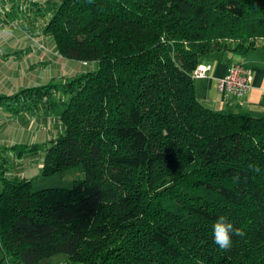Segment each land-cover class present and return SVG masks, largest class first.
<instances>
[{"label":"trees","instance_id":"obj_1","mask_svg":"<svg viewBox=\"0 0 264 264\" xmlns=\"http://www.w3.org/2000/svg\"><path fill=\"white\" fill-rule=\"evenodd\" d=\"M44 33L62 57L96 65L59 84L64 133L33 145L42 176L81 166L84 177L33 190L2 173L9 264L59 252L81 264H264V117L212 110L192 75L203 55L264 47V0H61ZM50 94L0 100L23 110ZM222 215L244 233L229 250L213 239Z\"/></svg>","mask_w":264,"mask_h":264},{"label":"crops","instance_id":"obj_2","mask_svg":"<svg viewBox=\"0 0 264 264\" xmlns=\"http://www.w3.org/2000/svg\"><path fill=\"white\" fill-rule=\"evenodd\" d=\"M60 1L0 0V96L37 86H49L51 91L50 100L30 103V108L23 110L20 107L27 102L24 99L0 100V145L29 146L39 139L42 145L56 138L51 137L55 130L50 131L43 118L56 122L58 108L53 105L59 97V84L86 72L84 67L90 63L62 57L54 39L44 33L52 6ZM233 63L251 69L248 90L240 99L219 89L220 79ZM198 66L209 67L203 76L194 77L195 95L200 102L217 112L264 117V47L244 54L209 53L201 57ZM29 173L22 175L30 179Z\"/></svg>","mask_w":264,"mask_h":264},{"label":"rangeland","instance_id":"obj_3","mask_svg":"<svg viewBox=\"0 0 264 264\" xmlns=\"http://www.w3.org/2000/svg\"><path fill=\"white\" fill-rule=\"evenodd\" d=\"M257 41H260V39ZM95 66H96L95 63L92 64V62H90L84 68L85 71H90V70H94ZM57 115H60V109H57ZM50 119L43 118V124H48L47 128L50 131L55 130L54 134L53 135L51 134V137H56L63 134L64 127L62 126L59 120V116H57L56 122L55 119H53V121H50ZM40 142H42L40 141V139L39 141L36 142L31 141L32 144L29 146L0 145V177L2 176V173L5 176H11L15 174L22 175L26 171H30L28 177L32 182L31 184L33 190H39L42 188H56V187L71 188L74 180L83 179L84 172L81 166L70 168L64 172H57L48 176H42L40 171L43 162V153L39 148L33 147L34 144H38L37 146H40L39 145ZM0 264H9V261L3 255L1 250H0ZM42 264H81V263H73L68 260L67 256L63 252H59L45 259L42 262Z\"/></svg>","mask_w":264,"mask_h":264},{"label":"built area","instance_id":"obj_4","mask_svg":"<svg viewBox=\"0 0 264 264\" xmlns=\"http://www.w3.org/2000/svg\"><path fill=\"white\" fill-rule=\"evenodd\" d=\"M208 66H197L193 77L203 76ZM251 69L242 63H233L229 66L226 75L219 81V89L232 97L240 99L248 90Z\"/></svg>","mask_w":264,"mask_h":264},{"label":"clouds","instance_id":"obj_5","mask_svg":"<svg viewBox=\"0 0 264 264\" xmlns=\"http://www.w3.org/2000/svg\"><path fill=\"white\" fill-rule=\"evenodd\" d=\"M248 167L254 173L261 172V168L259 165L250 164ZM243 234L244 233L242 229L235 228L234 225L229 222L228 219L223 215L218 217L213 225L214 242L219 246L220 249L223 250H229L232 247L233 235L242 236Z\"/></svg>","mask_w":264,"mask_h":264}]
</instances>
